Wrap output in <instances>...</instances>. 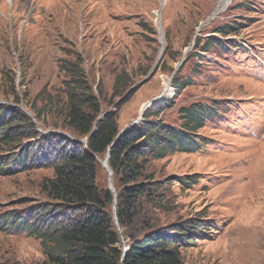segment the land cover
Segmentation results:
<instances>
[{"label": "rangeland", "instance_id": "rangeland-1", "mask_svg": "<svg viewBox=\"0 0 264 264\" xmlns=\"http://www.w3.org/2000/svg\"><path fill=\"white\" fill-rule=\"evenodd\" d=\"M161 3L0 0V135L16 126L11 141L0 140V264H49L41 239L4 230V217L33 221L39 208H56L41 183L55 177L57 151L72 150L68 139H88L66 120L71 68L78 63L102 112L119 108L121 133L147 119L183 128V109L192 104L212 112L195 132L196 151L147 160L143 180L160 190L142 199L132 225L123 228L115 201L111 205L120 246L128 247L127 234L143 238L198 220L203 226L188 242L179 241L186 264H264V0L225 6L222 0H165L158 16ZM224 25L230 32H222ZM206 39L219 44L204 50ZM119 74L123 84L115 92ZM175 79L192 84L172 94ZM154 109L159 112L147 118ZM24 115L35 124V137L29 122L22 124ZM106 156L97 166L100 189L113 185L101 163Z\"/></svg>", "mask_w": 264, "mask_h": 264}, {"label": "trees", "instance_id": "trees-1", "mask_svg": "<svg viewBox=\"0 0 264 264\" xmlns=\"http://www.w3.org/2000/svg\"><path fill=\"white\" fill-rule=\"evenodd\" d=\"M143 26L150 34H156L153 27H148L147 24ZM230 30V26L224 25L222 32L228 33ZM216 44H219L218 40L206 39L202 49L208 50V46ZM222 46L228 48L227 45ZM71 70L74 74L68 83L66 120L70 127L79 134L88 136V139L86 142L68 139L73 144L72 150L60 148L57 151L53 167L55 177L44 178L41 183L42 190L55 200L52 206L56 208H39L33 221L28 217L5 215L3 229L26 231L41 239L49 264H186L179 250V241L184 239L188 242L190 235L199 230L203 223L198 220H194L193 224L185 221L171 229L152 231L143 238L127 234L130 240L127 250H124L114 227V216L109 210L114 204L115 195L110 188L100 189L97 186V166L100 158H105L110 149L108 163L114 177L121 184L120 189L115 187L116 216L119 224L128 228L141 214L139 207L142 199L148 194L152 197L160 190L157 183L148 184L143 180L147 176V160L180 151H196L199 144L195 132L212 112L206 105L192 104L183 109V128L147 119L140 126L121 133L117 121L119 108L107 114L103 113L100 100L90 87L81 64L72 65ZM122 79V75L116 76L113 85L115 92L123 84ZM191 84L190 79L174 80V87L178 91ZM24 95L28 96V93ZM3 112L5 110L0 114ZM158 112L159 109L147 111L146 117ZM15 114L9 115L12 119L19 120L14 117ZM29 119L31 120L27 117L22 124L29 122L27 125L32 132L30 135L35 137V124L32 121L30 123ZM12 125L13 122L6 126L10 132L0 135V140H12L11 133L16 128H10ZM14 159L15 157L11 160ZM8 167L2 165L3 171ZM163 201L165 208L170 210L169 202L164 199ZM61 206L71 209L73 213H61L58 209ZM44 216L57 217L42 222ZM39 223H44L45 228Z\"/></svg>", "mask_w": 264, "mask_h": 264}, {"label": "bare ground", "instance_id": "bare-ground-1", "mask_svg": "<svg viewBox=\"0 0 264 264\" xmlns=\"http://www.w3.org/2000/svg\"><path fill=\"white\" fill-rule=\"evenodd\" d=\"M9 1H11V0H9ZM230 0H222V4L225 6V5H227V3L229 2ZM163 5H165V0H162V3H161V7H160V10H158V11H156V13H157V15L159 16L160 15V12H161V9L163 8ZM219 9V8H218ZM224 11V10H223ZM159 21V20H158ZM159 29V30H158ZM157 30H158V32H159V34L161 35V29H160V26H158L157 27ZM162 36V35H161ZM162 40V39H161ZM171 90H174V87H171ZM157 100V99H156ZM150 103L149 102H147V103H144V104H142V109H141V111H143V110H145V108L146 107H148V105H149ZM102 162V164H103V166H105L107 169H108V171L110 172V174H111V183L114 185V182H113V179H114V175H113V173H112V171H111V168H110V166H109V164H107V162H106V160L103 162V161H101Z\"/></svg>", "mask_w": 264, "mask_h": 264}, {"label": "water", "instance_id": "water-1", "mask_svg": "<svg viewBox=\"0 0 264 264\" xmlns=\"http://www.w3.org/2000/svg\"><path fill=\"white\" fill-rule=\"evenodd\" d=\"M151 103V102H150ZM107 113H110V111H108V112H106L105 114H107ZM121 134V133H120ZM110 153H111V150L109 149V151H108V153H107V156H106V162H107V164H109L108 163V160H109V157H110ZM102 163V162H101ZM111 171H112V169H111ZM112 173H113V171H112ZM111 190H113L114 191V195H115V203H116V205H117V194H116V192H115V188H114V186L112 185L111 186ZM125 250H127V248L125 249Z\"/></svg>", "mask_w": 264, "mask_h": 264}]
</instances>
